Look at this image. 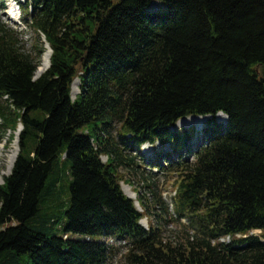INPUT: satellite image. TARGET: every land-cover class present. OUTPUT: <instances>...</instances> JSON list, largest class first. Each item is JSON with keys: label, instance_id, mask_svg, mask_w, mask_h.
<instances>
[{"label": "trees", "instance_id": "16d2710c", "mask_svg": "<svg viewBox=\"0 0 264 264\" xmlns=\"http://www.w3.org/2000/svg\"><path fill=\"white\" fill-rule=\"evenodd\" d=\"M14 1L37 40L27 51L0 21V132L22 125L0 184V264H111L121 247L122 264H264V0ZM155 1L163 8L149 11ZM45 42L49 66L34 78ZM207 115L194 147V127L173 128ZM157 141L168 150L137 159ZM61 155L69 204L57 235L39 211ZM146 164L177 175L185 240L140 223L150 207L161 221L168 211L154 190L153 206L122 191L118 169Z\"/></svg>", "mask_w": 264, "mask_h": 264}, {"label": "rangeland", "instance_id": "374dc122", "mask_svg": "<svg viewBox=\"0 0 264 264\" xmlns=\"http://www.w3.org/2000/svg\"><path fill=\"white\" fill-rule=\"evenodd\" d=\"M162 8L163 4L161 2L155 1L150 4L148 10L155 11L160 10ZM19 18L20 10L18 8V5L13 0H0V21L5 22L7 25L17 29L20 32V38L22 39L24 47L27 51H30L31 45L37 40V35L33 32L32 29L25 26ZM43 39L44 37L42 36L41 40ZM44 47L45 49L47 47L48 50L49 46L47 42H45ZM47 50H44L45 53L47 52ZM44 54H41L42 57L40 56L39 58L38 69L41 67ZM78 81L76 79L75 82ZM78 84L79 82L77 83L76 88L72 89L73 96H75V94L78 92ZM217 116L214 117L215 121L223 124V121L219 120ZM211 118L212 116L207 115L202 118L200 123L194 121H186L183 125H180V123H176L173 128L190 129L191 127H194L195 130H197V136L190 140V144H192V146L194 147V145L198 141L204 138L206 122ZM21 129L22 125L18 123L14 132L8 131L5 134H2L0 132V184L3 182L4 177L11 171V168L9 167L10 156L14 149H16V151L18 152L19 133ZM162 150L167 151L168 145H162L159 141L155 142L154 144L144 143L141 147V155H138L137 159L147 160L148 158H155L156 156H158V152H161ZM163 157L159 158V162L165 164L167 162V159ZM105 159L106 157H102L103 161ZM118 171L120 174L123 175L124 179L120 182L121 189L126 195L128 193V197H130L133 193L135 195V197L132 196L133 198H136L137 196H142L146 198V201L148 198L151 200L147 201L148 204H151L153 206V202L155 199L154 197H152V190H154L155 196L161 197V199L168 206V211L164 214L163 221H161V219H158L155 216V213H161V210L156 208L153 209L150 207L151 212L140 220L142 224L144 226L147 225V227L154 224L160 225L161 233L164 239H172L179 241L185 240L188 235V232L190 233V230H188L190 227H188L185 220L183 221L172 219L173 211L171 205V197L173 196L175 191V185L178 180L177 175L175 173H172L171 171H168L167 169H157L156 167L149 166L148 164L144 165L143 167H139L136 171H130L129 169L123 167H120ZM141 173L143 175H141ZM144 175L145 178H143ZM69 183V165L67 160L64 158V155H61L58 157L53 171L47 179L46 185L50 187V190L46 192L47 194L44 195L45 200L42 203L39 211L40 215L43 214L45 217L52 215L56 219V221L54 222H51L48 218L43 221L42 225L46 226L45 231H47L48 234L56 233L57 235H61L63 232V228L66 223L63 212L69 204ZM143 184H150L151 187H145V185ZM137 207L140 211L142 210L139 205ZM195 230L197 231V229ZM258 232V230L253 231V233ZM68 235L69 237L76 239H80L82 237V235L74 233H68ZM92 238L94 240H104L106 237L102 235H94L92 236ZM123 251L124 247H121L118 254L113 257L111 264L123 263L121 259V253H123Z\"/></svg>", "mask_w": 264, "mask_h": 264}, {"label": "bare ground", "instance_id": "6f19581e", "mask_svg": "<svg viewBox=\"0 0 264 264\" xmlns=\"http://www.w3.org/2000/svg\"><path fill=\"white\" fill-rule=\"evenodd\" d=\"M49 58H50V50H49V47H48V50H47V52L44 54V57H43V60H42V64H41V67L38 69V71H37V74H39V73H41L44 69H46L47 68V66H48V64H49ZM78 80V79H77ZM76 81V80H75ZM77 83L78 82H74V84H73V89H75L76 88V86H77ZM203 117H205V116H192V117H190V118H185V119H182V120H180V122H178V123H180V125H183L186 121H194V122H197V123H200V121L202 120V118ZM217 118L219 119V120H222L223 122H225V120H226V116L224 115V114H222V113H219L218 114V116H217ZM16 155H17V151H16V149H14L13 151H12V153H11V156H10V162H9V167L10 168H12V165H13V163H14V160H15V158H16ZM125 191V190H124ZM127 195H128V193H127ZM130 196V195H129ZM135 197V195L132 193L131 194V196L130 197ZM132 197V198H133ZM135 199V198H134ZM239 234V233H238ZM241 235V234H240ZM240 235H237L236 234V236L238 237V236H240ZM227 236V235H226ZM244 236V235H243ZM224 238H222V237H220L219 238V240L218 241H221V242H227V241H229L230 240V236H227V237H225V236H223Z\"/></svg>", "mask_w": 264, "mask_h": 264}, {"label": "water", "instance_id": "95a60500", "mask_svg": "<svg viewBox=\"0 0 264 264\" xmlns=\"http://www.w3.org/2000/svg\"><path fill=\"white\" fill-rule=\"evenodd\" d=\"M49 46V45H48ZM49 49H50V52H51V48H50V46H49ZM48 66H49V64H48ZM40 75V73L39 74H36L35 76H34V78H36V77H38ZM135 204L138 206V202L137 201H135Z\"/></svg>", "mask_w": 264, "mask_h": 264}]
</instances>
